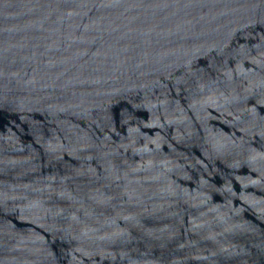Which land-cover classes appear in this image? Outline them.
Returning <instances> with one entry per match:
<instances>
[{
	"label": "water",
	"instance_id": "obj_1",
	"mask_svg": "<svg viewBox=\"0 0 264 264\" xmlns=\"http://www.w3.org/2000/svg\"><path fill=\"white\" fill-rule=\"evenodd\" d=\"M0 264H264V0H0Z\"/></svg>",
	"mask_w": 264,
	"mask_h": 264
}]
</instances>
